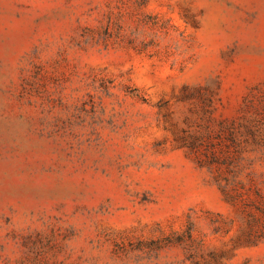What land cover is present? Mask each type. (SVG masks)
<instances>
[{
  "label": "rangeland",
  "instance_id": "rangeland-1",
  "mask_svg": "<svg viewBox=\"0 0 264 264\" xmlns=\"http://www.w3.org/2000/svg\"><path fill=\"white\" fill-rule=\"evenodd\" d=\"M0 264H264V0H0Z\"/></svg>",
  "mask_w": 264,
  "mask_h": 264
}]
</instances>
